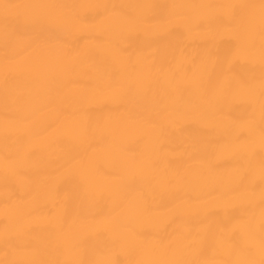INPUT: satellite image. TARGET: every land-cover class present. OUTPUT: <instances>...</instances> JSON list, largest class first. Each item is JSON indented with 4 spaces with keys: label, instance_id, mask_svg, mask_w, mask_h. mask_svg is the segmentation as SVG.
<instances>
[{
    "label": "bare ground",
    "instance_id": "6f19581e",
    "mask_svg": "<svg viewBox=\"0 0 264 264\" xmlns=\"http://www.w3.org/2000/svg\"><path fill=\"white\" fill-rule=\"evenodd\" d=\"M0 264H264V0H0Z\"/></svg>",
    "mask_w": 264,
    "mask_h": 264
}]
</instances>
